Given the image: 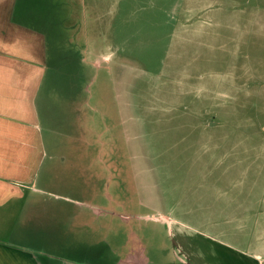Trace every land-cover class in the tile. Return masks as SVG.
<instances>
[{"label": "rangeland", "instance_id": "obj_1", "mask_svg": "<svg viewBox=\"0 0 264 264\" xmlns=\"http://www.w3.org/2000/svg\"><path fill=\"white\" fill-rule=\"evenodd\" d=\"M50 2L67 116L32 233L12 239L54 264H192L171 229L182 219L264 263V0ZM72 93L89 100L83 119Z\"/></svg>", "mask_w": 264, "mask_h": 264}, {"label": "crops", "instance_id": "obj_2", "mask_svg": "<svg viewBox=\"0 0 264 264\" xmlns=\"http://www.w3.org/2000/svg\"><path fill=\"white\" fill-rule=\"evenodd\" d=\"M45 4L52 7L50 0H0V264H54L40 246L30 248L12 239L32 233L24 229L28 226V220L23 223L24 215L28 204L45 195L43 188L50 185L39 184L40 174L52 158L48 147H57L61 138L56 126L67 116L65 110L56 109V98L62 91L67 93L65 84L58 85V78L66 76L59 66L68 58L57 49L61 37L55 29L45 31L40 16ZM78 55L70 58L69 75L82 79L89 75L87 70L77 73L71 65L79 61ZM80 61L85 65L83 59ZM74 83L75 79L72 86ZM78 92L79 87L75 96ZM75 96L72 93L66 102L69 115L74 120L78 115L83 119L89 100L78 103ZM211 187L220 191L217 184ZM200 199L205 200L200 201L202 205L213 200ZM199 213L203 220L204 213ZM171 225L179 248L192 264H264L262 256L244 245L182 219H172Z\"/></svg>", "mask_w": 264, "mask_h": 264}]
</instances>
